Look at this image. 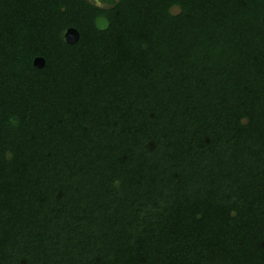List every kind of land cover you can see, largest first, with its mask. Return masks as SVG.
<instances>
[{
    "label": "trees",
    "instance_id": "obj_1",
    "mask_svg": "<svg viewBox=\"0 0 264 264\" xmlns=\"http://www.w3.org/2000/svg\"><path fill=\"white\" fill-rule=\"evenodd\" d=\"M101 1L0 0V264H264V0Z\"/></svg>",
    "mask_w": 264,
    "mask_h": 264
},
{
    "label": "water",
    "instance_id": "obj_2",
    "mask_svg": "<svg viewBox=\"0 0 264 264\" xmlns=\"http://www.w3.org/2000/svg\"><path fill=\"white\" fill-rule=\"evenodd\" d=\"M63 9V8H62ZM108 20L104 16H98L95 19V26L99 30H105L108 27ZM79 36L78 31L74 27H67L61 33V39L66 44H73L77 41ZM44 58L37 56L33 59V66L36 68H41L44 65Z\"/></svg>",
    "mask_w": 264,
    "mask_h": 264
},
{
    "label": "flooded vegetation",
    "instance_id": "obj_3",
    "mask_svg": "<svg viewBox=\"0 0 264 264\" xmlns=\"http://www.w3.org/2000/svg\"><path fill=\"white\" fill-rule=\"evenodd\" d=\"M91 1H93L96 5L100 7H106V5L108 4L106 1H101V0H91Z\"/></svg>",
    "mask_w": 264,
    "mask_h": 264
},
{
    "label": "rangeland",
    "instance_id": "obj_4",
    "mask_svg": "<svg viewBox=\"0 0 264 264\" xmlns=\"http://www.w3.org/2000/svg\"><path fill=\"white\" fill-rule=\"evenodd\" d=\"M177 10H178V9H177L176 7H173V8H172V12H177Z\"/></svg>",
    "mask_w": 264,
    "mask_h": 264
}]
</instances>
